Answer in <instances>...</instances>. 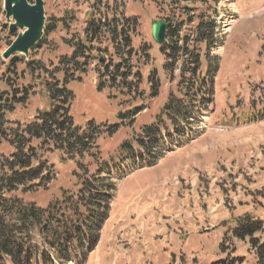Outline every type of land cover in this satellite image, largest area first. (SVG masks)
Returning a JSON list of instances; mask_svg holds the SVG:
<instances>
[{
	"label": "rangeland",
	"instance_id": "374dc122",
	"mask_svg": "<svg viewBox=\"0 0 264 264\" xmlns=\"http://www.w3.org/2000/svg\"><path fill=\"white\" fill-rule=\"evenodd\" d=\"M107 1L110 8L112 0ZM127 1L126 15L137 16L140 24L139 35L132 40L133 48L136 50L141 44L151 47V63L144 68L140 61L136 70H141L145 81L148 73L156 69L161 90L153 101L137 100L134 94L126 97L115 90L116 93L106 89L99 92L96 62L89 63L82 82L68 85L74 96L70 116L75 126L84 128L91 121L98 126L117 124L119 111L127 116L112 138L102 136L97 142L102 160L122 159L123 169L119 171L129 168L130 171L116 183L109 219L85 264H221V261L222 264H255L249 245L232 239L229 231L234 227V220L245 214L264 224V198L259 195L264 186V0H216L217 3L206 0V5L190 6L184 11L181 19L192 20V24L185 23L181 34L188 35L197 23L193 18L209 7L215 8L220 33L218 47L209 52L210 57L218 59L214 108L199 118L187 134L186 144L175 143L149 168L138 165V153L134 155V162L130 158L123 160L127 155L119 151V146L129 141L136 147L133 139L138 129L152 122L166 95L176 91L179 70L174 72L173 80L168 78L162 69L164 57L151 38V25L176 11L164 7V13H160L156 3L165 0ZM33 2L29 0L30 4ZM42 2L45 31L39 43L43 44L31 50L27 57L19 55L17 77L10 76L14 89L20 91L26 87L35 93L30 94L25 105L16 107L7 116L11 123L20 125L30 123L38 111L49 109L41 93L42 84L54 77L59 59L70 55L65 40L82 36L85 21L93 11V0ZM9 25L0 0V60L4 63L0 77L6 76L8 64L1 55L20 33L17 30L9 34ZM47 28L52 31L48 32ZM199 48L200 70L204 72L205 50L203 46ZM37 64L42 71L37 70ZM144 81L138 89L148 96ZM0 87L6 88L2 82ZM136 107L144 111L131 119L128 112ZM1 150L4 154L10 151L6 145ZM44 159L54 164L56 181L45 191L16 194L24 202L40 207L61 199L62 194H74L77 189L74 174L78 169L73 163L60 165L59 156L53 152ZM81 162L83 166L89 165L90 173L95 170L89 159ZM222 240L223 253L219 251ZM236 258L240 261L235 262Z\"/></svg>",
	"mask_w": 264,
	"mask_h": 264
},
{
	"label": "trees",
	"instance_id": "16d2710c",
	"mask_svg": "<svg viewBox=\"0 0 264 264\" xmlns=\"http://www.w3.org/2000/svg\"><path fill=\"white\" fill-rule=\"evenodd\" d=\"M128 2L112 0L109 8L107 0H93V11L85 21L82 36L65 40L70 55L59 59L54 77L42 84L41 93L49 109L38 111L30 123L20 125L7 118L16 107L25 105L33 92L26 87L19 91L11 85L10 76L17 77L16 68L20 62L10 64L8 61L6 76L0 77L6 87H0V264H85L97 247L102 228L109 219L116 183L130 171V168L119 171L123 169L122 159L118 162L102 160L97 142L102 136L112 138L127 116L119 111L117 124L98 126L91 121L84 128L75 126L70 116L74 96L68 85L82 82L89 63L96 62L100 68L95 70L99 92L115 90L126 97L134 94L137 100H157L161 82L156 69L144 78L148 96L138 89L144 80L141 70L136 68L140 61L144 68L151 63V47L141 44L136 50L133 48L132 40L138 37L140 24L137 16L126 15ZM206 3V0L156 3L160 13H164V7L176 11L163 17L167 26L165 42L156 45L164 57L162 69L168 78L173 80L177 69L179 77L175 93L166 95L158 115L138 129L139 133L133 139L136 147L129 141L119 146V151L127 155L123 160L130 158L134 162V155L138 153L139 166H155L175 143L186 144V136L198 124L199 118L213 111L218 59L210 57L209 52L218 47L220 33L215 8L199 12L193 18L197 23L191 32L181 34L185 23L192 24V20L181 19L185 16L184 11L190 6ZM49 28L46 30L52 31ZM42 44H37L33 50ZM99 45L104 47L99 48ZM189 45H192L191 50ZM200 46L205 50L204 72L200 70ZM94 53L100 54L92 56ZM2 67L4 63L0 60V70ZM37 67L42 71L39 65ZM143 111L144 108L136 107L128 113L135 119ZM2 145L8 146L10 151L2 153ZM52 152L59 156L60 165L73 163L78 169L79 172L76 170L74 174L76 192L62 194L61 199L56 198L45 207L24 202L17 193L45 191L56 181L54 164L44 159ZM85 159L95 166L92 173L88 170L89 165L83 166L81 161ZM259 195L264 198V186ZM229 233L232 239L249 245L255 255V264H264V224L261 220L245 214L234 220ZM219 251L224 252L223 240ZM239 261L240 258L235 259V262Z\"/></svg>",
	"mask_w": 264,
	"mask_h": 264
},
{
	"label": "water",
	"instance_id": "95a60500",
	"mask_svg": "<svg viewBox=\"0 0 264 264\" xmlns=\"http://www.w3.org/2000/svg\"><path fill=\"white\" fill-rule=\"evenodd\" d=\"M4 18L10 23L9 34L20 31L1 58L14 64L18 56L27 57L29 52L41 41L45 31L44 4L42 0H3ZM167 26L164 21H156L151 25V38L161 46L165 42Z\"/></svg>",
	"mask_w": 264,
	"mask_h": 264
}]
</instances>
